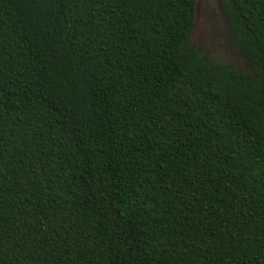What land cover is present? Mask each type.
I'll list each match as a JSON object with an SVG mask.
<instances>
[{
	"label": "trees",
	"instance_id": "obj_1",
	"mask_svg": "<svg viewBox=\"0 0 264 264\" xmlns=\"http://www.w3.org/2000/svg\"><path fill=\"white\" fill-rule=\"evenodd\" d=\"M0 0V264H264V0Z\"/></svg>",
	"mask_w": 264,
	"mask_h": 264
},
{
	"label": "rangeland",
	"instance_id": "obj_2",
	"mask_svg": "<svg viewBox=\"0 0 264 264\" xmlns=\"http://www.w3.org/2000/svg\"><path fill=\"white\" fill-rule=\"evenodd\" d=\"M192 41L214 61L247 71L231 37L220 0H195Z\"/></svg>",
	"mask_w": 264,
	"mask_h": 264
}]
</instances>
